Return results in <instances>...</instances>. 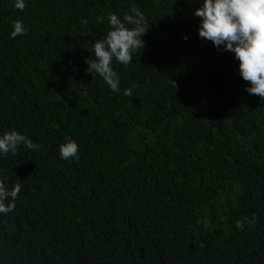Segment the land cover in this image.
I'll return each instance as SVG.
<instances>
[{"label": "trees", "instance_id": "1", "mask_svg": "<svg viewBox=\"0 0 264 264\" xmlns=\"http://www.w3.org/2000/svg\"><path fill=\"white\" fill-rule=\"evenodd\" d=\"M23 2L0 0V134L39 147L0 155L20 185L0 264H264V103L197 37L198 0ZM133 8L144 47L112 62L114 93L84 59Z\"/></svg>", "mask_w": 264, "mask_h": 264}, {"label": "clouds", "instance_id": "2", "mask_svg": "<svg viewBox=\"0 0 264 264\" xmlns=\"http://www.w3.org/2000/svg\"><path fill=\"white\" fill-rule=\"evenodd\" d=\"M198 4L191 13L198 18L197 37L210 42L218 51L230 52L237 62L236 73L247 82L244 91L256 95L264 103V0H198ZM13 7L22 11L23 0H13ZM106 19L110 30L88 49L91 56L85 58L84 63L87 73L97 74L115 93L120 91V79L111 67L112 62L124 66L132 62L133 52L144 47L142 37L148 23L136 8L123 18L110 13ZM86 23V20H81V24ZM24 31L22 22L15 21L9 37L15 38ZM169 87L175 88V82L170 81ZM124 94L131 96L132 93L126 89ZM21 145L29 149L39 147L14 130L0 134V155L15 153ZM77 152L75 141L68 140L58 145V155L63 160L77 158ZM19 191V184L9 188L0 183V214L12 211ZM252 219L254 221L255 217ZM236 227L241 228V223L236 222Z\"/></svg>", "mask_w": 264, "mask_h": 264}]
</instances>
